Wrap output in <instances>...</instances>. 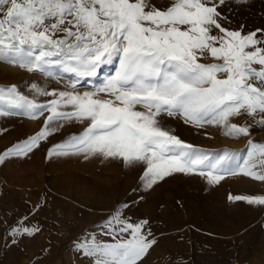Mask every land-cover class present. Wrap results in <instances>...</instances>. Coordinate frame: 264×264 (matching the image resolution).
I'll return each mask as SVG.
<instances>
[{"label":"snow or ice","instance_id":"1","mask_svg":"<svg viewBox=\"0 0 264 264\" xmlns=\"http://www.w3.org/2000/svg\"><path fill=\"white\" fill-rule=\"evenodd\" d=\"M230 2L236 0H0V61L69 80L51 90L32 83L31 96L16 85L0 88V117H44L42 130L0 154V164L80 126L49 156L142 165V186L151 191L176 174L208 185L237 174L264 184V143L250 138L255 125L264 128V28L227 26ZM106 65L117 67L100 80ZM88 78L98 83L84 90L79 85ZM165 117L248 138L247 159L198 149L167 128ZM228 201L264 209V194L230 193ZM40 232L25 216L0 239L7 248ZM156 244L148 219L116 209L73 248L87 264H143Z\"/></svg>","mask_w":264,"mask_h":264},{"label":"rangeland","instance_id":"2","mask_svg":"<svg viewBox=\"0 0 264 264\" xmlns=\"http://www.w3.org/2000/svg\"><path fill=\"white\" fill-rule=\"evenodd\" d=\"M224 15L232 28H264V0L230 2ZM115 67L104 66L100 80L114 75ZM63 75L49 78L0 61V88L16 85L25 95H32V83L49 90L68 87V76ZM96 83L88 78L79 86L89 90ZM164 124L198 149L247 159L248 138L229 137L215 125L194 127L176 118L165 117ZM43 126V116L0 117V154L23 144ZM82 130L66 127L27 156H13L0 164V235L25 216L41 228L34 238L7 248L0 239V264H87L73 241L82 233L98 231V224L116 209L134 221L151 222L157 244L143 264H264V209L228 201L230 193L264 194V184L237 174L220 185H208L202 177L176 174L151 191L142 186V165L85 160L81 155L49 156L55 145ZM250 131L254 142L264 143V128L255 125Z\"/></svg>","mask_w":264,"mask_h":264}]
</instances>
